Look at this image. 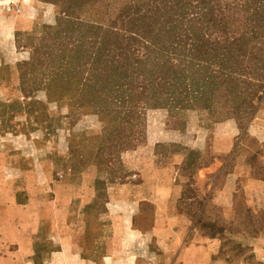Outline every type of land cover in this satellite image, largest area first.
I'll use <instances>...</instances> for the list:
<instances>
[{"label": "rangeland", "instance_id": "1", "mask_svg": "<svg viewBox=\"0 0 264 264\" xmlns=\"http://www.w3.org/2000/svg\"><path fill=\"white\" fill-rule=\"evenodd\" d=\"M24 7L29 30L0 10V216L30 247L4 242L0 253L38 252L37 264L55 251L186 264L187 249L209 238L222 247L207 264H264L237 249L235 234L213 238L207 227L226 226L210 197L239 163L254 160L264 175V0ZM182 8L187 21L172 15ZM186 31L194 41L177 45ZM137 78L151 89L129 113ZM112 106L121 108L114 125L101 115Z\"/></svg>", "mask_w": 264, "mask_h": 264}, {"label": "crops", "instance_id": "2", "mask_svg": "<svg viewBox=\"0 0 264 264\" xmlns=\"http://www.w3.org/2000/svg\"><path fill=\"white\" fill-rule=\"evenodd\" d=\"M12 19H14L15 26H17L18 29L29 30L33 25L32 17L30 18L21 15ZM252 170V166L248 161L245 163H239L235 167L233 174L229 175L226 179L222 190H214L210 199L214 203L215 201H218V206L222 211V216L227 225L236 226L244 230V232L236 235L237 237H235V240L237 243L251 248L257 260L264 263V228L256 233L251 232L250 230L254 228V226H252L253 224H249L248 226L244 224L248 212L257 218L264 213V180L254 177L252 175ZM1 197L3 199L5 195ZM14 202L15 199L13 198L11 203ZM29 207H32V205ZM188 227H190V225H188ZM19 230L20 229L18 225L15 224V221H10L5 219L4 216H0V245L4 242L7 244L24 243L26 245L27 239L25 238L27 237L24 236L25 238L23 237L21 240V231ZM29 247V244H27L22 248L29 250ZM221 247L222 241L219 239L201 238L187 249L185 253L186 264H207V258L212 257L213 255H219ZM108 259L112 260L120 258H117L116 254H113L112 256H103L104 261H107ZM36 260L34 252L32 253L31 250L28 252H21V248L20 251L17 252L0 253V264H36ZM43 260L45 261L44 264H99V261H90L89 259L84 258L81 254L65 251L52 252L45 256ZM222 263V261L218 260V263L216 262L213 264Z\"/></svg>", "mask_w": 264, "mask_h": 264}, {"label": "trees", "instance_id": "3", "mask_svg": "<svg viewBox=\"0 0 264 264\" xmlns=\"http://www.w3.org/2000/svg\"><path fill=\"white\" fill-rule=\"evenodd\" d=\"M88 1H91V0H88ZM188 1V0H187ZM195 2H193V4H194ZM192 4V2H191V4H190V6H192L193 5ZM187 10L188 9H186V8H182L181 9V12H179V10H176V11H173V17H176L175 16V14L176 15H178V16H180L181 18H183V19H185V21H187V15H186V13H187ZM207 11V10H206ZM181 14V15H180ZM205 17H207V14L205 15ZM74 31V30H73ZM53 34H55V32H53ZM189 37H193V35L192 36H190L189 34H188V31H186L185 32V34L182 36V37H180V38H175L174 40H175V43L177 44V45H179V46H184V40L183 39H188V40H190L191 42L192 41H194V37L193 38H189ZM82 43L84 42V38H82ZM247 40V35H245L243 38L241 37V38H239V39H237V40H235V42H233V43H231V42H228V43H230V44H232V45H228L229 46V49H233L234 47H240V46H242L244 43H245V41ZM72 43V42H71ZM71 43H70V45H71ZM68 46V45H67ZM201 52H202V50H201ZM187 54H189V52L187 53ZM186 54V55H187ZM235 53H233V55H234ZM186 55L184 56V60H186L185 58H186ZM176 59H179L178 57L177 58H174V59H172V60H176ZM225 59H229V58H225ZM180 62L181 60H177V62ZM224 66H227L226 64H224V63H222L221 64V66L220 67H223V69H224ZM230 69H231V67H230ZM159 75H161V74H159ZM159 75H155L156 77H159V80H161V79H164V77H166V75L165 76H159ZM139 78H137V79H134V81L133 82H131V85L130 86H128L127 85V89H126V93H127V96L125 95V99H126V102H124L123 103V108H129V109H125V110H128V112L130 113L131 111H134V109H135V105L137 104V101H141L140 99H138V96L140 97V96H144L143 95V93H145V92H149L150 91V89L151 88H148V86H147V81L145 82H141V81H139L138 80ZM137 81V82H136ZM138 83V85H136ZM143 83V84H142ZM149 84V83H148ZM170 85H171V83H169ZM138 86H139V88H138ZM149 89V90H148ZM153 89V92L155 91V93H154V95H155V97H157V95L158 96H162V95H165V90L166 89H168L167 88V86H165L164 87V89L162 88V85H161V88L159 87V88H157V87H154V88H152ZM139 90V91H138ZM165 101V100H164ZM131 107V108H130ZM119 107H111V110H108V109H106V108H102L103 110H102V112H101V115H103L105 118H109V121H110V123L111 124H115L116 123V114L118 113V112H115V110H120V109H118ZM107 111H109V112H107ZM100 112V111H99ZM123 116H122V119L123 120H125L128 116L126 115V112H124L123 114H122ZM112 116V117H111ZM113 132V131H112ZM253 161L254 160H252V161H250L249 163L250 164H253ZM262 173V170H261V168H258L257 170H256V168H254V166H253V176L254 177H257V178H261V179H263L264 180V178H263V174H261ZM262 215V214H261ZM260 215V216H261ZM260 216H259V218H257V217H255L253 214H251L250 212H248L247 213V215H246V217H245V221H244V224L245 225H249V224H253L252 226H254V228H252V229H250L251 230V232H258L259 230L261 231L263 228H264V223H261L260 222ZM254 224H256V225H254ZM226 226H223V225H221V226H218V225H216V224H212V223H207V227L210 229V230H212V234H211V236L213 237V238H219V237H225L226 236V233H230V234H235V235H237V234H240V233H242V232H244V230L243 229H240V228H238V227H236L235 229H234V226H229V225H227V224H225ZM225 227V228H224ZM234 230V231H233ZM247 230H248V228H247ZM251 232H249V233H251ZM236 245V247H237V249L238 250H243V249H249V251L251 252V254H253L252 253V250H251V248H249V247H244V246H242L241 244H235ZM35 257H36V264H37V262L39 261V255H38V252L36 253L35 252Z\"/></svg>", "mask_w": 264, "mask_h": 264}, {"label": "built area", "instance_id": "4", "mask_svg": "<svg viewBox=\"0 0 264 264\" xmlns=\"http://www.w3.org/2000/svg\"><path fill=\"white\" fill-rule=\"evenodd\" d=\"M25 0H0V10L5 15L19 16L23 13Z\"/></svg>", "mask_w": 264, "mask_h": 264}]
</instances>
